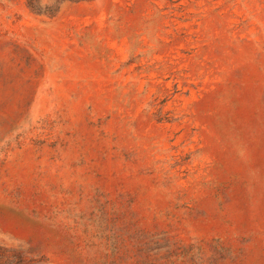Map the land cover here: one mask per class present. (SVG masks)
<instances>
[{
  "label": "rangeland",
  "instance_id": "obj_1",
  "mask_svg": "<svg viewBox=\"0 0 264 264\" xmlns=\"http://www.w3.org/2000/svg\"><path fill=\"white\" fill-rule=\"evenodd\" d=\"M264 264V0H0V264Z\"/></svg>",
  "mask_w": 264,
  "mask_h": 264
},
{
  "label": "trees",
  "instance_id": "obj_2",
  "mask_svg": "<svg viewBox=\"0 0 264 264\" xmlns=\"http://www.w3.org/2000/svg\"><path fill=\"white\" fill-rule=\"evenodd\" d=\"M28 4H29V6H30V0H28ZM18 262H19V260H17L16 264H18Z\"/></svg>",
  "mask_w": 264,
  "mask_h": 264
}]
</instances>
